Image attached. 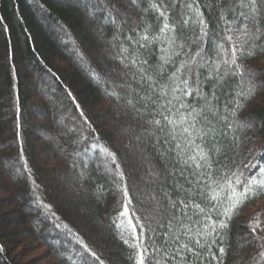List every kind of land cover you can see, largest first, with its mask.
<instances>
[{"label": "trees", "instance_id": "trees-1", "mask_svg": "<svg viewBox=\"0 0 264 264\" xmlns=\"http://www.w3.org/2000/svg\"><path fill=\"white\" fill-rule=\"evenodd\" d=\"M260 62L264 0H0V264H264Z\"/></svg>", "mask_w": 264, "mask_h": 264}, {"label": "rangeland", "instance_id": "rangeland-1", "mask_svg": "<svg viewBox=\"0 0 264 264\" xmlns=\"http://www.w3.org/2000/svg\"><path fill=\"white\" fill-rule=\"evenodd\" d=\"M260 64L262 65V66H264V62L263 63H261L260 62ZM44 88V87H43ZM42 88V89H43ZM52 93V92H51ZM52 95H54V93H52ZM44 98V105H45V101H46V97H43ZM53 105V107H56V108H54V111H53V115H55V117L57 116L58 117V112L56 113V111H55V109L58 111L59 110V108H58V104L57 103H55V101L53 102L52 100L50 101V105ZM43 105V106H44ZM55 124H57V123H55ZM78 128H79V126H77ZM80 129V128H79ZM43 136V135H42ZM46 140V139H45ZM48 141V140H47ZM15 173H17V177L18 178H20L22 181H27V179L25 178V173H23V171H21V170H18V171H16L15 170ZM10 185V184H9ZM12 190H15V188H13ZM9 199H11V195L8 193V192H0V201L1 202H3V201H6V200H9ZM264 208V201H262V202H260L259 204H257L255 207H253V208H250L248 211H247V214H251V213H253L254 211H257V210H261V209H263ZM37 214L39 215L40 213H38L37 212ZM13 230H15V231H21V228H13ZM48 242H52V241H48ZM47 242V243H48ZM29 247V246H28ZM43 249V248H42ZM45 252H47V249H44V250H41V251H38L37 253H38V256L40 255V257H41V260L43 259H45L46 257H47V255L46 254H44ZM32 253H35L36 254V252H32ZM44 256H46V257H44ZM49 260V259H48ZM43 264V263H42Z\"/></svg>", "mask_w": 264, "mask_h": 264}]
</instances>
